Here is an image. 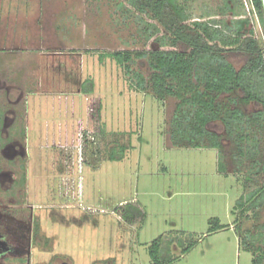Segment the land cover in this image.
I'll return each instance as SVG.
<instances>
[{
    "label": "rangeland",
    "instance_id": "obj_1",
    "mask_svg": "<svg viewBox=\"0 0 264 264\" xmlns=\"http://www.w3.org/2000/svg\"><path fill=\"white\" fill-rule=\"evenodd\" d=\"M177 1L192 20L225 23L238 18L222 13L229 3L250 19L264 48V28L250 0ZM0 7V70L9 69L33 91L31 166L49 247L39 251V264H153L150 248L157 239L161 259L172 264H253L244 242L264 226V207L241 217L238 206L262 186L264 175L244 186L249 165L237 172L228 140L224 158L216 148L174 147L169 129L177 101L158 102L114 60H99L104 52L158 47L155 37L146 39L128 0H0ZM132 69L149 77L146 60ZM87 79L95 83L88 95L82 91ZM97 99L104 137L93 155L80 137L96 130L89 106ZM260 108L242 106L247 114ZM212 129L224 133L222 124ZM258 159L264 160V143ZM123 204L144 216L129 225L116 212Z\"/></svg>",
    "mask_w": 264,
    "mask_h": 264
},
{
    "label": "trees",
    "instance_id": "obj_2",
    "mask_svg": "<svg viewBox=\"0 0 264 264\" xmlns=\"http://www.w3.org/2000/svg\"><path fill=\"white\" fill-rule=\"evenodd\" d=\"M128 3L130 11L135 10L145 24L146 39L155 37L158 47L139 52H104L99 56L100 62L114 60L136 82L138 90H151L158 102L169 98L177 101L169 129L174 147L216 148L224 158V142L228 140L234 146L231 159L239 168L237 172L246 163L249 165L244 186L257 183L256 175H264V160L258 159L264 143V48L255 30L249 27L250 19L243 18L229 3L222 13L231 11L238 17L231 23L192 20L177 0H128ZM250 3L264 28V0ZM232 59H240L241 66L237 68ZM138 60L147 61L148 78L132 69ZM94 90L93 79L82 84L83 93L92 94ZM250 104L261 108L247 114L242 106ZM89 110L96 130L93 135L84 132L80 141L83 146L88 144L95 155L93 147L104 137L102 99L95 100ZM217 123L223 125L224 133L212 129ZM121 151L125 153L127 148L122 145ZM117 155L112 152L110 159L117 160ZM263 199L264 181L238 206L241 217L248 212L258 215L256 209L264 207ZM116 212L129 225L145 214L126 204ZM261 228L255 236L248 233L250 240L244 242V249L253 256V264H264V226ZM161 246L162 240L157 239L150 248L153 264H172L161 259Z\"/></svg>",
    "mask_w": 264,
    "mask_h": 264
},
{
    "label": "flooded vegetation",
    "instance_id": "obj_3",
    "mask_svg": "<svg viewBox=\"0 0 264 264\" xmlns=\"http://www.w3.org/2000/svg\"><path fill=\"white\" fill-rule=\"evenodd\" d=\"M31 94L25 80L0 70V264H39V251L49 250L31 166Z\"/></svg>",
    "mask_w": 264,
    "mask_h": 264
},
{
    "label": "crops",
    "instance_id": "obj_4",
    "mask_svg": "<svg viewBox=\"0 0 264 264\" xmlns=\"http://www.w3.org/2000/svg\"><path fill=\"white\" fill-rule=\"evenodd\" d=\"M0 9L2 10V8L0 7ZM9 9H11V7H9ZM0 10V11H1ZM18 11L20 12V11H22V9H18ZM5 30V29H4ZM4 45V44H3Z\"/></svg>",
    "mask_w": 264,
    "mask_h": 264
}]
</instances>
